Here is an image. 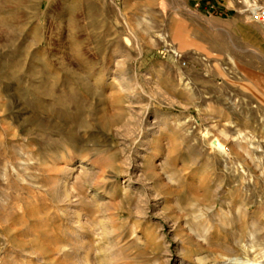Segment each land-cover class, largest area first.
<instances>
[{"label":"rangeland","instance_id":"1","mask_svg":"<svg viewBox=\"0 0 264 264\" xmlns=\"http://www.w3.org/2000/svg\"><path fill=\"white\" fill-rule=\"evenodd\" d=\"M206 1L0 0V264L264 262V56Z\"/></svg>","mask_w":264,"mask_h":264},{"label":"crops","instance_id":"2","mask_svg":"<svg viewBox=\"0 0 264 264\" xmlns=\"http://www.w3.org/2000/svg\"><path fill=\"white\" fill-rule=\"evenodd\" d=\"M209 9L214 11H219L221 15H226L229 11L235 12H245L243 9V4L238 0H207ZM237 5V7H235ZM222 15V16H223ZM238 23L241 24L243 31L242 40L246 46L251 47L261 56H264V32H260L264 29V22H259L253 20L251 17L243 20H239ZM236 33H228L229 43L235 45Z\"/></svg>","mask_w":264,"mask_h":264},{"label":"built area","instance_id":"3","mask_svg":"<svg viewBox=\"0 0 264 264\" xmlns=\"http://www.w3.org/2000/svg\"><path fill=\"white\" fill-rule=\"evenodd\" d=\"M238 1L243 4L244 11L249 13L250 17L253 20L264 22V0H238Z\"/></svg>","mask_w":264,"mask_h":264},{"label":"bare ground","instance_id":"4","mask_svg":"<svg viewBox=\"0 0 264 264\" xmlns=\"http://www.w3.org/2000/svg\"><path fill=\"white\" fill-rule=\"evenodd\" d=\"M218 143V142H217ZM220 147V146H219ZM159 155L157 154L156 155V158L158 157ZM240 259H237V258H230L228 259L227 261L223 262V263H226V264H246V263H243L244 260H242V262L239 261ZM263 260V259H262ZM247 261H250L247 259ZM260 261V260H259ZM258 261V262H259ZM264 262L262 263H250V264H263Z\"/></svg>","mask_w":264,"mask_h":264}]
</instances>
